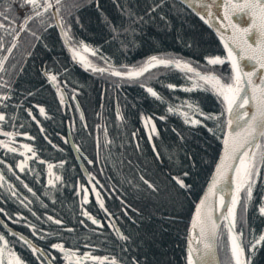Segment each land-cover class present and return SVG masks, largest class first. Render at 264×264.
<instances>
[{
  "label": "trees",
  "instance_id": "1",
  "mask_svg": "<svg viewBox=\"0 0 264 264\" xmlns=\"http://www.w3.org/2000/svg\"><path fill=\"white\" fill-rule=\"evenodd\" d=\"M154 3L159 4L160 0H82V7L74 12V17H79V23L74 18L71 21L69 42L83 40L90 47L98 49L95 56L89 53L83 55L102 67L107 65L99 59L101 55L106 56L117 68L121 65L137 66L150 55L175 56L190 61L193 67H197L199 62L200 71L222 67L207 65L204 60L205 56L224 55L223 44L190 8L177 0H165L163 6L150 14L148 8ZM128 11L134 14L131 20L143 16L146 21L136 27L134 34L124 32L131 23L126 15ZM161 14L164 19H161ZM49 23L53 27L43 31L37 23L30 24L31 29L41 36L40 41L27 30L20 33L7 62L9 67L16 65L13 75L9 77L0 73L5 75V79L11 80L13 88L12 99L5 102L8 107L0 104V111L7 114L2 125L10 131L28 132L31 137L28 141L38 149L37 157L57 164L64 161L57 169L63 173L62 181L50 186L48 190L41 186L37 196H30L32 206L31 211L30 208L25 210L26 219L44 227L48 221L46 213L62 220L63 224L50 230V233H58L53 242L62 239L65 247H75L80 255L85 251L94 256L115 255L120 260L127 259L129 264L132 256L145 259L147 264H186L185 235L188 220L211 174L221 143L202 126L184 124L178 112L169 113L167 108L182 107L183 101L191 100L198 102L205 112H218V100L210 91H186L191 81L183 71L172 66H156L141 78L133 80L85 70L79 62L72 60L54 22L49 19ZM113 28L117 30L115 33ZM0 36H4L6 45L10 42L2 30ZM29 52L30 56L27 55ZM2 54L3 50H0ZM65 68L67 72L63 71ZM44 69L60 73L57 77L60 84L55 87L64 90L71 108L60 104L57 92L42 74ZM169 83L178 87L169 89ZM142 84L154 88L162 99L152 97ZM74 89L77 91L72 100ZM30 92L31 96L28 95ZM76 101L83 112L84 124L77 111ZM37 105L44 107L45 115L40 114ZM26 109H31L35 120L27 114ZM117 110L120 120L116 118ZM184 110L188 111L186 108ZM141 114L151 116L158 130L159 135L151 134V142L148 139L150 133L140 119ZM160 116L165 119L160 120ZM197 118L203 119L199 116ZM37 121L43 129L42 134L35 123ZM205 122L209 127L213 126V122ZM67 123L73 141L93 161L94 166H101L95 170L101 173L98 176L101 199L121 232L129 237L127 241L119 239L114 229H109L106 223L100 228L82 216L79 217L82 210L79 209L76 196L71 193L73 188L69 181L74 179L77 170L68 146L56 136L66 134ZM42 135L51 143L45 142ZM180 136H183V140ZM106 140L109 141L107 146ZM153 144L160 152L159 159L154 157ZM181 171L189 172L186 183L192 185L191 192L183 199L182 208H177L171 198L150 194L139 180V175L143 174L170 192L174 189L167 174H179ZM262 192L264 190L255 191L254 202L249 204L244 228L246 239L250 237V229L254 228L257 233L264 230V217L260 216L254 206L259 204ZM86 210L98 220L104 219L102 210L94 201L87 204ZM10 212L20 213V210L13 207ZM0 216L3 219L6 217L3 213ZM81 220L88 225V230L85 231L80 225ZM222 224L220 242L224 247H219L217 253L220 263L225 264L227 233ZM13 227L20 230L19 227ZM240 227L238 223L237 231ZM68 228L74 231L68 232ZM0 230H3L0 233L10 242L9 247H14L29 264H36L24 244L8 234L1 225ZM55 256L62 264L59 260L61 254L55 253ZM84 264H99V261L85 260ZM253 264H264V248L256 253Z\"/></svg>",
  "mask_w": 264,
  "mask_h": 264
},
{
  "label": "snow or ice",
  "instance_id": "2",
  "mask_svg": "<svg viewBox=\"0 0 264 264\" xmlns=\"http://www.w3.org/2000/svg\"><path fill=\"white\" fill-rule=\"evenodd\" d=\"M164 2L165 0H160L159 4L154 3L148 8V13H155L158 8L163 6ZM181 2L191 8L205 25L215 28L216 35L220 38V43L223 44L224 55L205 56L204 60L207 61V65L222 67L200 71L199 62H197V67H193L190 61L171 55H150L137 66L121 65L119 68L111 64L106 56L101 55L99 59L107 67L98 66L82 54V52H91L95 56L98 49L90 47L83 40L69 42L71 39L69 36L72 27L71 21L74 18L75 22L79 23V17H74V12L82 7V0H13V2L0 0V30L10 38V42L6 45L4 36H0V50H3V54L0 55V73L7 74L9 77L13 75L16 65L12 64L9 67L7 62L9 61V54L16 47V39L20 33L27 30L37 41H40L41 36L31 29L30 24L37 23L43 31L53 27V24L49 23V19H51L55 27L59 28L65 45L71 53L72 60L78 61L85 70H90L93 73H108L112 77L133 80L134 78H141L144 73L156 66H172L183 71L188 80L191 81V86L186 91L191 92L193 89L210 91L219 102L220 111L218 112H205L198 102L191 100L183 101L182 107L169 106L167 108L169 113L178 112L183 117L184 124L192 127L199 125L207 129V132L219 140L222 145L218 151V159L214 160L211 179L208 181L203 194L194 203V211L191 212V220L187 226L186 264H218L217 250L219 247H224L220 242L223 235L220 231L221 222H223L222 227L227 233L225 264H253L256 253L264 248V230L257 233L252 228L249 230L250 237L246 239L244 228L246 227L245 217L249 204L254 202V192L264 190V0H181ZM96 6L99 8L98 2ZM241 13L246 15L249 20L244 25L236 20V16ZM126 15L131 20L134 14L128 11ZM161 19H164L162 14ZM143 23H146L144 17L136 16L124 29V32L134 34L136 27ZM116 31V28H113V32ZM27 55L30 56L31 53L29 52ZM204 67L207 68V66ZM63 71L67 72L68 69L65 68ZM43 72L47 80L53 85L60 84L57 79L60 75L59 72H52L47 69H44ZM65 83L67 82L65 81ZM116 86L119 87V84ZM141 86L145 87L146 92L152 97L162 99L154 88L144 84ZM167 87L175 89L178 85L169 83ZM179 87L183 88L184 85H179ZM76 91V89L73 90V99H75ZM12 92L11 80L5 79V75H0V104H3L5 108L8 107L5 102L12 99ZM56 92L60 98V104L64 105V95L59 87L56 88ZM28 95L31 96L32 93L30 92ZM36 107H38L41 115H45L43 106L37 105ZM184 108L188 111H185ZM25 111L33 120L36 119L31 109ZM77 111H79L78 104ZM197 116L203 119L197 118ZM116 118L117 120L121 119L119 110H117ZM6 119V112L0 111V123L5 122ZM140 119L150 133L148 139L151 142L153 138L151 134L159 135L156 125L151 116L145 117L141 114ZM159 119L164 120L165 117L160 116ZM205 121L213 122V126L209 127ZM85 127L87 126L85 125ZM0 135L8 138L7 141L0 140V148L9 152H17L18 149L11 146V138L15 135L28 137L29 133L5 131L0 128ZM135 135L133 132V138ZM180 139L183 140V136H180ZM97 143L99 144V141ZM108 143L109 141L106 140L105 145L107 146ZM21 147L30 152L32 157L37 156L32 145L23 144ZM137 148H139L138 144ZM152 152L156 159L160 158V152L155 144L152 145ZM28 159L29 157L24 155V159L17 162L16 167L24 171L23 165ZM41 163L47 164V185L55 186L56 181H62V176L53 171L52 163L47 161H41ZM88 163L92 164L93 161L89 160ZM59 164L63 165L64 161H59ZM8 167L11 170L12 166L9 165ZM89 176H91L90 173ZM188 177V171H181L179 174L169 172L167 178L174 189L170 192H166L159 184L150 178H146L143 174L139 175V180L146 186L150 194L171 198L177 208H182L183 199L187 198L192 188V185L186 183ZM3 180V175H0V181ZM21 183L29 193L35 195L27 183L23 181ZM136 186L138 187V185ZM8 191L11 192L12 197H17L13 185H8ZM76 191L80 193L81 187L77 186ZM92 191L96 192L95 187ZM88 193L89 190L83 188V202H87ZM27 199L24 197V199L19 200L20 204L28 207L25 204ZM97 203L101 209L106 213L108 212L98 192ZM254 206L260 216L264 217V192L259 195V204H254ZM0 213L8 216L5 208L0 207ZM32 214L36 215L35 212ZM108 214L112 215L111 213ZM13 215L22 216V213L16 212ZM82 215L87 217L93 225H101V221L87 210H83ZM45 216L48 221H53L57 225L63 224L62 220L47 214ZM80 223L83 224L84 221L81 220ZM238 223L241 224L239 231H237ZM109 226L114 227L111 224ZM27 227L32 230L33 235H40L46 231L42 228L37 232L36 225L31 223L27 224ZM67 231L73 232L74 230L68 228ZM9 232H11L10 229ZM116 233L121 240L127 241L129 239L119 228L116 229ZM11 234L18 236L19 240L27 246L36 264H55L57 258L52 253L38 247L20 233ZM47 235L58 236V233H47ZM47 235H41L40 238L46 239ZM193 238L198 245L195 248L193 247ZM9 243L5 235L0 233V264H29L27 259L14 250V247H9ZM49 247L62 254L60 258L65 264H84L85 260L99 261V264H106V262L108 264H129L127 259L120 260L115 255L111 257L94 256L87 251L80 255L75 247H65V242L62 239L50 243ZM194 252L196 253L195 256L193 255ZM130 264H147V261L132 256Z\"/></svg>",
  "mask_w": 264,
  "mask_h": 264
},
{
  "label": "flooded vegetation",
  "instance_id": "3",
  "mask_svg": "<svg viewBox=\"0 0 264 264\" xmlns=\"http://www.w3.org/2000/svg\"><path fill=\"white\" fill-rule=\"evenodd\" d=\"M67 99L69 102V106L67 104H65V105L67 107L71 108V102H70L68 97H67ZM71 99L74 100L72 95H71ZM2 124L3 123H0V128H3L5 131H10L8 128L4 127ZM17 133H19V132H17ZM40 133L42 134V132H40ZM56 136L61 142H64L68 146L67 140L65 139L66 134L60 135L61 137L59 135H56ZM41 137L45 142L49 143V140L45 139V137L43 135ZM7 139L8 138L0 135V140H6L7 141ZM29 139H31L30 136L24 137L22 135H15L11 138V146L16 147L18 149L17 152H9V151H6L4 148H0V175H3V177H4V180L0 181V184H2V186H0V204L8 212V216L4 217L5 219H3L0 216V220L3 221L5 226L12 228L13 230L21 233L26 238H28L32 243L36 244L38 247L44 248L46 251L52 253L55 256V253H59V251L58 250H52L49 247L50 243H53L54 236L53 235H47V233H50V230L52 229V227L56 229L57 224H55L53 221H47V223H45L46 227H44V226H38L34 222V225H36L37 232H39V230L42 228L45 229L46 231L44 233H40V235H33L32 230L27 227V224H29V223L33 224V222L30 219H26L27 216L25 213V210H28L29 208L31 209L32 202L30 200V196L33 194L29 193L28 190L26 188H24L21 181H23L24 183H27L29 185V187H31L33 189V192L35 193V195H34V197H35V196H37V191L41 186L44 187L46 190H48L50 188V186L47 185V179H48L47 164L41 163V161H47L48 163H52L53 164V171L60 176H62L63 173L61 174L60 172H58L57 169L59 167H61L62 165L54 163V162L49 161V160H46L45 158H42V157H37V156L32 157L30 152H27L26 150L22 149V147H21L23 144H30V145H32L33 150H35L37 153L38 149L36 148L35 144L28 141ZM35 141H37V140H35ZM76 146L78 147L77 144H76ZM78 148L81 151L82 155L85 156V158L81 157V160H82L85 168L87 169V172L91 174L90 178L93 182V185L96 189V192L99 193V197L101 198V193H100L101 186H100L99 181H98V176H100L101 173L95 171L96 168H99L101 166H99V165L94 166L93 163L89 164L88 163V161H89L88 157L84 154V152L80 149V147H78ZM68 149L70 151L69 146H68ZM70 153L73 157V154L71 151H70ZM24 155H27L29 157V159L23 165L24 171H21L19 168L16 167V164H17V162L22 161L24 159ZM73 160L75 163V168L77 170V174L74 175V179H69V181L72 185V188H73L71 193L74 194V196H76V201L78 202L79 209L81 208V210L83 212V210H86V206H87V204L90 203V201H94L95 203H96V201L93 198V196L91 195L89 186H88L87 182L85 181V178L83 177L74 157H73ZM9 165L12 166L11 170H9V167H8ZM17 177H19V179H17ZM57 182H59V181H56V183ZM56 183H55V185H56ZM9 184L14 186V190L17 193V197L11 196V192L8 191V185ZM40 184H44V185H40ZM77 186L81 187L80 193H77V191H76ZM83 188H87L89 190L87 202H83V197H82ZM24 197L28 198L27 200H25V204H27L28 207H24V205L20 204V202H19V200L24 199ZM13 207L20 210V213H22V216L13 215L15 212L14 213L10 212V209ZM102 214L104 216V219L100 220L101 225H95V226H98L101 228L103 226V224L106 223L107 226L109 227V229H113V227L109 226L110 223L107 219V216L103 212H102ZM47 215L52 216L50 214H47ZM78 215H79V217L82 216L83 218H85L87 222L90 221L87 217H84L81 212H79ZM9 216H11V219H9ZM92 216H94V215H92ZM0 225H1L2 229H4L5 231H7L8 234H10V232L1 224V222H0ZM80 225L85 229V231L89 229L88 225L85 223H83V224L80 223ZM13 226L19 227L20 230L15 229ZM2 231L3 230H0V232H2ZM10 235H12V234H10ZM41 235H47V238L41 239L40 238ZM12 236H14V235H12ZM14 237L19 242H21L16 236H14ZM21 243L23 244V242H21ZM61 256H62V254H61ZM59 260L61 261L62 264H65V262L62 261V259H59ZM55 264H60L57 259L55 261Z\"/></svg>",
  "mask_w": 264,
  "mask_h": 264
},
{
  "label": "water",
  "instance_id": "4",
  "mask_svg": "<svg viewBox=\"0 0 264 264\" xmlns=\"http://www.w3.org/2000/svg\"><path fill=\"white\" fill-rule=\"evenodd\" d=\"M177 1H179L180 3H182L181 2V0H177ZM183 4V3H182ZM183 5H185V4H183ZM185 6H187V5H185ZM191 9V8H190ZM214 11H216V9H214ZM236 20H237V22L238 23H240L241 25H244V24H246V23H248L249 22V20H248V17L246 16V15H244V14H238L237 16H236ZM209 29H211V31L216 35V32H215V28H212V27H209L208 25H206ZM57 29V32H58V34H59V37H60V39H61V41L63 42V44L65 45V40H64V38L61 36V34H60V30H59V28H56ZM216 37L220 40V38L216 35ZM65 47L66 48H68L66 45H65ZM42 74L44 75V72L42 71ZM45 76V75H44ZM46 78V77H45ZM46 80H47V78H46ZM48 81V80H47ZM49 82V81H48ZM49 84L52 86V88L56 91V87H55V85H53L51 82H49ZM61 90V92L63 93V95H64V99H65V104H67L68 106H69V102H68V99H67V96H66V94H65V92H64V90L63 89H60ZM76 103V106H77V104H78V102L76 101L75 102ZM79 105V104H78ZM79 113H80V116H83V119H82V122H83V124L85 123V120H84V115H83V112H82V110H81V108H80V106H79ZM36 123V125L38 126V128H39V131L41 132V128H40V126H39V124L37 123V122H35ZM65 139L67 140V144H68V146H69V148H70V151L72 152V154H73V157H74V159H75V161H76V163H77V165H78V167H79V169H80V171H81V173H82V175H83V177L85 178V181L87 182V184H88V186H89V189H90V192H91V195L93 196V198L95 199V201H96V203H97V192H93L92 191V189H93V187H94V185H93V182H92V180H91V178H90V176H89V173L87 172V169L85 168V166H84V164H83V162H82V160H81V157H84L85 158V156H83L82 155V153H81V151L79 150V148L75 145V143L73 142V140H72V137H71V133H70V128H69V125H68V123L66 124V136H65ZM221 143V142H220ZM222 145H220V147H221ZM217 159H218V157H217ZM213 169H214V166H213ZM212 169V170H213ZM212 172V171H211ZM211 179V174H210V176H209V178H208V180H207V182H206V184H205V186H204V188H203V190H202V192L200 193V195H202L203 194V191L206 189V187H207V183H208V181ZM200 195H199V197H200ZM199 197H198V199H199ZM197 199V200H198ZM196 200V201H197ZM97 205L99 206V208H100V205L97 203ZM101 209V208H100ZM102 210V212L107 216V218H108V220H109V222H110V224L111 225H114V231L116 232V229L117 228H119L118 227V225H117V223L115 222V220L113 219V217L111 216V215H109L108 213L109 212H105L103 209H101ZM192 211H194V206H193V209H192ZM190 220H191V215H190V218H189V220H188V224L190 223ZM0 222H1V224L9 231V229L11 230V232H10V234L11 233H19V232H17V231H15V230H13L12 228H9V227H7V226H5L4 225V223H3V221H1L0 220ZM188 226V225H187ZM121 231V230H120ZM21 234V233H20ZM117 234V233H116ZM24 236V235H23ZM118 236V235H117ZM194 236H195V233H194ZM18 239H19V237L18 236H16ZM25 237V236H24ZM26 238V237H25ZM26 239H28V238H26ZM29 240V239H28ZM187 241H188V235H187V229H186V235H185V252L187 253ZM22 242V241H21ZM198 245H197V241L195 240V238H193V247L195 248V247H197ZM193 255L195 256L196 255V253L194 252L193 253ZM217 261H218V264H221L220 263V260H219V256H218V253H217Z\"/></svg>",
  "mask_w": 264,
  "mask_h": 264
},
{
  "label": "bare ground",
  "instance_id": "5",
  "mask_svg": "<svg viewBox=\"0 0 264 264\" xmlns=\"http://www.w3.org/2000/svg\"><path fill=\"white\" fill-rule=\"evenodd\" d=\"M87 53H90V52H87Z\"/></svg>",
  "mask_w": 264,
  "mask_h": 264
},
{
  "label": "rangeland",
  "instance_id": "6",
  "mask_svg": "<svg viewBox=\"0 0 264 264\" xmlns=\"http://www.w3.org/2000/svg\"><path fill=\"white\" fill-rule=\"evenodd\" d=\"M90 54H92V53L90 52Z\"/></svg>",
  "mask_w": 264,
  "mask_h": 264
}]
</instances>
